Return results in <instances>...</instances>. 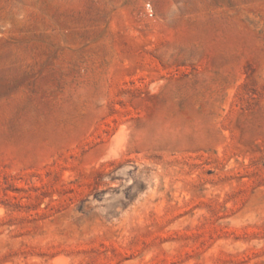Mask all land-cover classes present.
Wrapping results in <instances>:
<instances>
[{"label":"rangeland","instance_id":"obj_1","mask_svg":"<svg viewBox=\"0 0 264 264\" xmlns=\"http://www.w3.org/2000/svg\"><path fill=\"white\" fill-rule=\"evenodd\" d=\"M0 264H264V0H0Z\"/></svg>","mask_w":264,"mask_h":264}]
</instances>
